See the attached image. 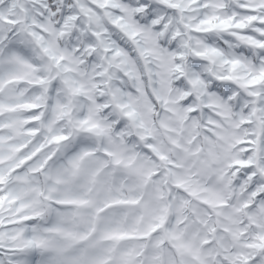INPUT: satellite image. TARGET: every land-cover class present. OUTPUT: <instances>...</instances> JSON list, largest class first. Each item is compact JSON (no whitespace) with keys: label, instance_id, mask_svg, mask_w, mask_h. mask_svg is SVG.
Returning a JSON list of instances; mask_svg holds the SVG:
<instances>
[{"label":"snow or ice","instance_id":"obj_1","mask_svg":"<svg viewBox=\"0 0 264 264\" xmlns=\"http://www.w3.org/2000/svg\"><path fill=\"white\" fill-rule=\"evenodd\" d=\"M0 264H264V0H0Z\"/></svg>","mask_w":264,"mask_h":264}]
</instances>
